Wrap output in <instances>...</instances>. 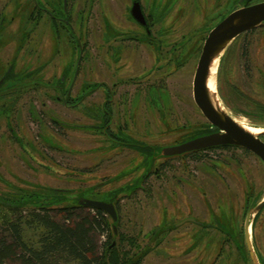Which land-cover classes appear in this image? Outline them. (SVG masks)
<instances>
[{
    "label": "rangeland",
    "instance_id": "1",
    "mask_svg": "<svg viewBox=\"0 0 264 264\" xmlns=\"http://www.w3.org/2000/svg\"><path fill=\"white\" fill-rule=\"evenodd\" d=\"M2 1L0 0V4ZM159 1L164 3L163 0ZM229 1L222 0L216 10L222 15L227 14ZM144 4L148 6L150 0H146ZM128 7L129 0H76L73 4L77 11L73 26L87 52L81 64L79 82L86 79L89 69H93L92 79L104 81L107 60L112 56V51L106 48L104 29L106 24L120 32L137 29L128 15ZM186 8L190 11L181 19L186 20L184 33L195 37L203 36L207 26L205 21H208L212 13L210 5L205 0H196V3ZM161 12L163 10L160 15ZM3 14L8 16L6 9ZM159 20L167 21L168 13L164 12ZM8 31L11 34L4 33L0 44V68L5 67L10 60L13 31L10 27L6 30ZM30 37L31 69H38L40 59H45L47 69L54 71L58 56L54 57L56 43L48 21L35 26ZM201 42L189 46L184 67L179 66L180 70L165 81L173 106L172 116L177 122L185 119L191 125L172 130L173 134L167 137V133L171 131L163 132L164 126L156 121V124L148 126L152 135H145L147 140L141 135L146 142L170 146L180 141L182 134L192 133L197 128V123L200 126L205 123L191 101L182 106L180 96H177L188 95L187 86L193 79L198 58L196 53ZM108 44L117 45L116 42ZM61 46L63 49L64 44ZM129 58L122 57L123 60L117 64L112 63V68L116 69L124 63L118 67L117 72L114 69L118 75L126 79H141L136 96H140L142 116L150 118L151 114L145 110L143 96L146 86L151 83L148 70L152 60L140 50L135 58L137 64L133 67L129 66ZM131 58L134 63L133 57ZM216 71L214 95L219 105L252 131L264 128V119L260 116V106H264V30H253L233 41L217 61ZM38 90L28 89V93L20 100L22 108L18 109L20 131L24 132L25 141L32 142L36 150L30 151V158L8 137L6 120L0 114V198H13L21 189L30 190L31 184L67 189L80 197L101 201L109 199L112 196L110 192L117 190L114 191L119 207V227L116 230L117 233L135 237L142 250L149 248L141 259V264H204L200 257L205 256L206 252V264H248L241 256V245L236 248L239 252L236 251L238 260L229 261L226 257L230 255V245L234 241L236 244L242 241V236L238 234L248 206L264 196V164L255 155L231 148L217 149L206 157L179 156L165 160L164 157L156 156L153 164L157 168L166 162L165 168L158 167L157 177L152 174L140 184L135 181L143 172V158L132 150L112 148L97 130L82 127L90 124V121L81 118V114L60 110L58 116L66 124L58 131L52 128L45 117L40 121L30 119L27 109L23 107L37 106L38 101L42 100L41 91ZM120 90L128 103L132 87L126 85ZM164 98L167 99L166 96ZM5 100L6 98L0 99V104ZM101 101V92L96 90L94 102L99 104ZM75 125L79 127L76 128ZM41 138H50L60 146L61 152L50 149ZM260 138L264 141V136ZM26 163L32 167H28ZM123 184L130 185L118 191ZM78 212L93 214L89 208ZM259 214L253 222V240L264 257V208ZM50 215L58 219L55 211H51ZM200 218L209 226L203 223L205 227L199 226ZM108 220L111 221L109 217ZM13 221L20 222L23 241L32 248H39V241L45 230L31 219L28 210L13 212L3 205H0V240L6 238L10 241L11 228L8 223ZM210 223L229 228L234 234L233 240L217 234ZM101 234L100 231H94L99 252L103 242ZM122 248H128L127 243ZM55 259L51 264H79L74 260L65 261L59 254ZM0 264L20 262L13 257H3L0 258Z\"/></svg>",
    "mask_w": 264,
    "mask_h": 264
},
{
    "label": "flooded vegetation",
    "instance_id": "2",
    "mask_svg": "<svg viewBox=\"0 0 264 264\" xmlns=\"http://www.w3.org/2000/svg\"><path fill=\"white\" fill-rule=\"evenodd\" d=\"M145 1L146 0H129L127 12L130 19L137 27L134 31L127 30L120 32L106 24L104 29L105 41L107 42L106 48L112 51V56L109 57V61L107 60L105 78L102 82L92 79L93 69H89L87 72L89 75H87L86 79L79 82V76L82 74L81 64H83L84 55L87 54V52L85 49L86 47L81 43L76 33V28L73 26L77 14V11L73 8V4L76 0H66L65 8L63 0L2 1L0 4V44L3 40L2 35L4 33L8 35L11 34L10 31L6 32V30H9V27L12 29L13 34L11 35L12 43H10V60L5 67L1 66L2 68H0V99L6 98V100L0 104V114L6 120L8 137L11 138L18 146L19 150L25 155L30 158L31 152L36 150H34L35 147L32 142L29 140L25 141L24 132L20 131L18 125V113L20 112L18 109L22 108L21 106L23 104L20 100L28 93V89H33L34 91L39 89L41 91L42 100L38 101L37 106L23 107L27 109V114L30 119L40 121L42 117H45L52 124V128L58 131L60 127L66 124V122L58 116L60 110L65 109L75 114H81V118H87L88 122L90 121V124L87 123V125L82 127L88 130H97V132L105 137L112 148L132 150L143 158V172H141L140 176L137 178L138 181L136 180L135 182L141 184L142 181L147 180L152 174L157 177L158 167L165 168L166 162L161 163L157 168L153 163L160 148L163 146L150 144L146 142L144 138H141V135H144L145 138V135L151 136L152 132L148 126L151 123L156 124V121L164 126L165 129L163 132L171 131L167 133V137L173 134L172 130L174 131L177 128H185L191 125V123L185 119L181 121L178 120L177 122L172 116L173 106L170 102L165 81L167 82L168 77L180 70L179 66H181V68L184 67L185 60H187L186 58L189 55V46L202 41L199 51L196 53V57L198 56L199 58L202 45L208 32L225 15L240 7L249 6L264 0H244L241 4H238V0H230L228 13L224 15L216 10L218 9L217 7L221 5L222 0H205V3L210 5L212 13L209 15L208 21H205L207 26L204 28L205 33L201 37L186 35L184 33L187 27L185 25L186 20L185 18L181 20L182 17H186L190 11L186 6H192V4L196 3V0H163L164 3H160L159 0H150L148 6L144 4ZM133 3L138 4L140 7L137 20L134 19L131 13ZM200 7L202 6L200 5ZM5 9L7 10L8 16L3 14ZM161 10H163V13H168L167 21L162 22L159 20L160 16L163 14L162 12L161 15L159 14ZM46 20L48 21L49 27L53 29V39L56 43L54 57L58 56L55 70H50L52 73L47 69L45 59H40L38 69H31L30 67L31 30L39 24L40 26L43 25L46 23ZM248 32L242 33L241 35ZM109 42H116L117 45L113 44V46H110L111 44H108ZM123 43L125 45H123ZM62 44H64L63 49L61 46ZM51 50L52 48L50 51ZM139 50L152 60L148 70L151 83L146 86L143 96L145 100V110L151 114L150 118L142 116L140 96H136L140 90L138 87L141 79L138 77L126 79L118 75V73H116L118 67L122 66L124 63L117 66L116 69L114 68L116 72L112 68V63L117 64L119 61L123 60L122 57L124 56L130 57L131 63L129 62V66L133 67L134 64H137L135 58L138 56ZM131 57H133L134 63ZM43 61L45 62L43 63ZM36 71L38 73H36ZM126 85L132 87L131 99L128 103L126 102L125 94L120 90L121 87H125ZM187 88H189L188 95L181 94L177 96L178 98L180 96L179 99L181 100L182 106H186L185 102L189 104L191 101L198 110L193 101L192 81ZM96 90H100L102 95V101L99 104H95L94 102ZM164 96L169 100L165 99ZM199 114L205 120V123L201 124V126L199 125L200 123H197V128H194L192 133L190 131L188 134H182L180 136V141L170 144V146L217 131L215 127L211 126L206 121L200 112ZM78 127L79 125L76 126V128ZM41 140H43L50 149L61 152L60 146L52 142L50 138H41ZM225 147L228 146L197 151L198 153L193 155L183 154L180 157H206L207 154L217 149H231ZM231 147L238 148L234 146ZM238 149L250 153L242 148ZM167 159L168 158H165V160ZM26 165L32 167L29 163H26ZM129 185L123 184L118 191L129 187ZM31 187L54 190V188L42 187L38 184H31ZM114 191L116 192L117 190ZM114 191L110 193L115 195ZM262 199H264V196L258 200H254L248 206L238 234L242 236V241L240 244H236L234 241L233 244L230 245L231 249L228 251L230 255L226 257L229 261L239 259L236 248L241 245V256L245 258L244 262L248 264H264V257L259 253V250L254 244L255 240H253V222L260 215L259 213L263 210L264 205L257 212H252ZM0 202L5 201L0 198ZM202 223L205 226H209L208 223L200 218L198 220V225L202 227ZM210 226L214 227L217 234L225 235V239L231 237L230 239L233 240L234 234L232 235V231L226 228V226L225 228H221L211 223ZM204 247L205 245H203L202 249H204ZM189 252L191 253L192 251ZM207 257V252L205 256L200 257L201 260L204 261V264H206L205 259H207ZM224 262L226 263V260H223V263Z\"/></svg>",
    "mask_w": 264,
    "mask_h": 264
},
{
    "label": "trees",
    "instance_id": "3",
    "mask_svg": "<svg viewBox=\"0 0 264 264\" xmlns=\"http://www.w3.org/2000/svg\"><path fill=\"white\" fill-rule=\"evenodd\" d=\"M260 109V116L264 119V106H260ZM19 192L14 197L10 196L13 198H2L5 202H0V205L13 212L28 210L31 219L45 233L39 241V248H32L22 239L20 222H9L11 238L10 241L6 238L0 240V258L13 257L20 264H51L59 254L65 261L74 260L79 264H141V259L148 253L149 248L142 250L135 237L122 232L113 234L112 222L102 211L92 209L93 214L78 212L83 207L76 205L75 200H68L65 193L39 187H32L28 191L21 189ZM113 202L119 213L118 201L114 198ZM51 211H55L58 219L50 215ZM115 224L118 228L119 218ZM95 230L102 233L100 252ZM124 243H127L128 248H122Z\"/></svg>",
    "mask_w": 264,
    "mask_h": 264
},
{
    "label": "water",
    "instance_id": "4",
    "mask_svg": "<svg viewBox=\"0 0 264 264\" xmlns=\"http://www.w3.org/2000/svg\"><path fill=\"white\" fill-rule=\"evenodd\" d=\"M243 1L238 0V4L243 3ZM63 5L65 8L66 0H63ZM139 11V5L133 3L131 13L136 20ZM256 29H264V1L231 11L208 32L196 63L192 80V93L193 101L199 112L217 131L176 145L162 147L157 157L172 158L210 148L234 146L249 151L264 164V141L260 138L264 136V130L258 133H251L246 130L244 125H241L219 105L214 95L216 88L211 92L207 87L210 68L214 61L217 70V61L221 59L231 42L242 33ZM213 80L215 85V78ZM54 190L65 193L68 200H75L76 205L80 207L97 209L105 213L111 219L113 234H117L115 223L118 216L114 207V197L101 201L80 197L67 189ZM263 205L264 199L252 212H257Z\"/></svg>",
    "mask_w": 264,
    "mask_h": 264
},
{
    "label": "bare ground",
    "instance_id": "5",
    "mask_svg": "<svg viewBox=\"0 0 264 264\" xmlns=\"http://www.w3.org/2000/svg\"><path fill=\"white\" fill-rule=\"evenodd\" d=\"M215 73H216V62L214 61V63L212 64V66L210 68L209 78L207 81V87H208L209 91H211V92H213L215 90V85H214V80H213ZM244 128L251 133H258V132H261L264 130V129H258V130L252 131L251 129H249L246 126H244Z\"/></svg>",
    "mask_w": 264,
    "mask_h": 264
},
{
    "label": "built area",
    "instance_id": "6",
    "mask_svg": "<svg viewBox=\"0 0 264 264\" xmlns=\"http://www.w3.org/2000/svg\"><path fill=\"white\" fill-rule=\"evenodd\" d=\"M103 237V236H102Z\"/></svg>",
    "mask_w": 264,
    "mask_h": 264
}]
</instances>
